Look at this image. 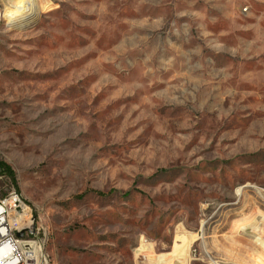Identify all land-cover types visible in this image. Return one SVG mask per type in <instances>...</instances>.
<instances>
[{
	"label": "rangeland",
	"instance_id": "obj_1",
	"mask_svg": "<svg viewBox=\"0 0 264 264\" xmlns=\"http://www.w3.org/2000/svg\"><path fill=\"white\" fill-rule=\"evenodd\" d=\"M11 1L0 175L52 264H264V0Z\"/></svg>",
	"mask_w": 264,
	"mask_h": 264
},
{
	"label": "built area",
	"instance_id": "obj_2",
	"mask_svg": "<svg viewBox=\"0 0 264 264\" xmlns=\"http://www.w3.org/2000/svg\"><path fill=\"white\" fill-rule=\"evenodd\" d=\"M0 175V264H52L46 252L47 240L36 225L30 234L32 213L15 190L5 191ZM7 209H14V216H7ZM24 232V243H14V235ZM194 251L193 259L200 261ZM210 264H218L210 261Z\"/></svg>",
	"mask_w": 264,
	"mask_h": 264
},
{
	"label": "bare ground",
	"instance_id": "obj_3",
	"mask_svg": "<svg viewBox=\"0 0 264 264\" xmlns=\"http://www.w3.org/2000/svg\"><path fill=\"white\" fill-rule=\"evenodd\" d=\"M6 8H5L6 9V16H7V14H10L8 16V20L10 21V25L11 24L12 25L14 24L16 27H21V26H25V25L27 26V25H29V23H31L32 21H34L33 19L36 16V14L34 12L33 0H12L11 3ZM1 13L2 12H0V21H1V17H2L1 16ZM7 216H14V209H7ZM199 235H201V234H199ZM261 235L263 236V234H261ZM14 243H24V236L22 238H19L18 235H14ZM184 244L181 243L180 248H183L184 247L183 246ZM190 244H188V245H190ZM180 248H178V249L180 250ZM177 252H179V251H177ZM177 252L174 253L172 255V257L173 256H181V254H183V252H185V251H181L180 253H177ZM167 255H168V258H169L170 255L169 254H167ZM179 258H181V257H179ZM178 263L180 264L179 261L177 263H174V264H178ZM208 264H210V263H208Z\"/></svg>",
	"mask_w": 264,
	"mask_h": 264
},
{
	"label": "water",
	"instance_id": "obj_4",
	"mask_svg": "<svg viewBox=\"0 0 264 264\" xmlns=\"http://www.w3.org/2000/svg\"><path fill=\"white\" fill-rule=\"evenodd\" d=\"M29 232L32 235H34L35 232H36V220L35 219H33V221H32V227L29 229ZM23 235H24V232H21V233L18 234V237L22 238Z\"/></svg>",
	"mask_w": 264,
	"mask_h": 264
},
{
	"label": "trees",
	"instance_id": "obj_5",
	"mask_svg": "<svg viewBox=\"0 0 264 264\" xmlns=\"http://www.w3.org/2000/svg\"><path fill=\"white\" fill-rule=\"evenodd\" d=\"M0 170L6 171L8 175L12 176L11 171L8 168H6L2 163H0Z\"/></svg>",
	"mask_w": 264,
	"mask_h": 264
}]
</instances>
